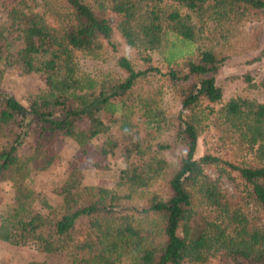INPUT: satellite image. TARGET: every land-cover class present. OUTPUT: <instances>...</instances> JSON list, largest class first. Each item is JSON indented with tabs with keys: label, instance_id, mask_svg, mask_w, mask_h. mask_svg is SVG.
<instances>
[{
	"label": "trees",
	"instance_id": "16d2710c",
	"mask_svg": "<svg viewBox=\"0 0 264 264\" xmlns=\"http://www.w3.org/2000/svg\"><path fill=\"white\" fill-rule=\"evenodd\" d=\"M5 13L0 181L9 182L12 198L0 207L1 242L33 244L42 256L25 264H264V101L224 100L216 81L230 56L260 46L264 0H13ZM113 28L137 52L166 51V71L135 69L120 55L121 78L80 74L77 53L100 59L107 45L114 49ZM169 34L195 47L179 50ZM142 59L149 64L151 56ZM11 60L20 74L42 80L27 103L2 85ZM150 70L178 100L169 118L151 98L133 95ZM252 85L264 92V69ZM135 117L145 129L167 131L180 156H161L171 145L153 148ZM210 127L224 151L196 155ZM62 139L76 149L53 205L39 192V177ZM117 148L124 165L116 189L86 184L85 164L105 170Z\"/></svg>",
	"mask_w": 264,
	"mask_h": 264
},
{
	"label": "rangeland",
	"instance_id": "374dc122",
	"mask_svg": "<svg viewBox=\"0 0 264 264\" xmlns=\"http://www.w3.org/2000/svg\"><path fill=\"white\" fill-rule=\"evenodd\" d=\"M13 0H0V20L5 18V11L8 9ZM112 22V17L110 18ZM262 35L260 39V46L250 50L246 53L236 54L230 56L224 65L218 70L216 75V81L222 86L223 99L235 95L248 96L260 101H264V92L255 87L264 69V57L260 56V50L264 46V19L261 22ZM113 36L111 45H107L100 59H92L89 56L77 53L76 65L79 73L86 74L93 77L95 80H102L104 78H121L124 76V72L116 65V58L120 55L127 56L135 69L145 70L149 66H154L165 72L164 54L166 51H152L147 53L137 52L135 49L130 48L125 44L118 31L113 28ZM169 40H174L176 47L179 50L189 51L195 47V44H184L174 38L171 34L168 35ZM169 46V45H168ZM148 54L151 56L150 63H146L142 59V56ZM248 75L252 81L246 82L244 77ZM2 85L6 91L15 95L19 100L27 103L29 99L34 95L37 88L42 87L43 83L38 75H22L16 69L15 64L10 61V64L6 67L5 73L2 78ZM134 97L141 96L143 98H151L157 113H164L166 117L172 116L179 107L178 100L175 93L167 85L164 76L160 73L149 71L146 76L141 78L134 90ZM137 122L136 126L140 130L150 132L151 138L150 144L153 148L157 143L170 144L171 147L165 150H159V154L164 156L169 161H174L178 158L182 152V146L172 140L169 133L163 129L158 131L153 129H145L142 119L135 117ZM163 125V123H161ZM217 133L210 127L204 134L199 137L197 145V154L201 155L204 149L210 148L211 152L224 151V148L218 146V139L216 140ZM27 144V143H24ZM58 157L53 166L39 177L38 190L45 195L53 205L60 203V197L55 193L56 188L60 182L64 179L66 172L69 169V161L72 155L75 153V144L70 139H62L56 144ZM27 146L22 148V151H27ZM124 165L123 158L119 154V149L114 155H110L108 158V168L105 170H96L90 167L89 162L85 164L83 170V180L86 184H98L111 189H116V174L117 170ZM209 172H212L210 169ZM156 190H160L162 193L166 192V189L162 184H158L154 187ZM12 198V188L7 181H0V207L3 204L9 202ZM83 231L77 226L75 229V236L81 237ZM42 254L34 247L33 244H27L25 246H13L0 241V264H25L30 258H40ZM211 264H234V262L222 259H216Z\"/></svg>",
	"mask_w": 264,
	"mask_h": 264
}]
</instances>
